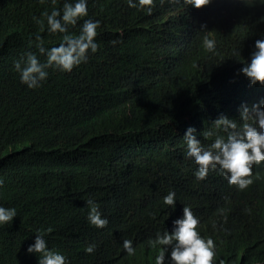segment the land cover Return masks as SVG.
Returning a JSON list of instances; mask_svg holds the SVG:
<instances>
[{
	"label": "trees",
	"instance_id": "1",
	"mask_svg": "<svg viewBox=\"0 0 264 264\" xmlns=\"http://www.w3.org/2000/svg\"><path fill=\"white\" fill-rule=\"evenodd\" d=\"M52 7L50 0H0V204L17 209L0 226V264L37 260L26 251L37 229H51L49 248L71 264L154 260L149 241L169 226L152 221L144 200L169 191L214 236V259L264 264V161L242 190L216 170L197 180L183 141L193 125L209 144L214 136L200 133L212 119L224 113L239 123L241 102L264 96V86L237 71L264 38V0L200 8L156 0L151 14L126 0H88V17L100 21L97 51L71 72L49 68L30 89L13 61L37 51V33L46 47L57 40L32 19ZM82 19L69 33H78ZM205 34L215 39L214 52L204 48ZM88 198L107 217L103 228L88 223ZM124 239L132 241L130 255L107 247L121 250ZM95 242L92 253L84 251Z\"/></svg>",
	"mask_w": 264,
	"mask_h": 264
},
{
	"label": "clouds",
	"instance_id": "2",
	"mask_svg": "<svg viewBox=\"0 0 264 264\" xmlns=\"http://www.w3.org/2000/svg\"><path fill=\"white\" fill-rule=\"evenodd\" d=\"M43 2V0H41ZM130 7L143 10L147 14L153 12L156 0H126ZM177 3L179 0H167ZM185 6L200 8L211 3V0H182ZM245 4L249 0H243ZM51 10L45 9L40 17L33 16V21L50 34H55L57 40L45 46L43 38L37 33L35 37L36 52L26 50L17 60L13 68L19 74V80L28 88H38L47 79L48 69L61 72H71L75 66L88 59V53H95L98 42L95 37L100 25L98 19L88 17V0H63L62 7H55L57 0H50ZM164 4L165 0H159ZM88 17L87 19H82ZM82 19L77 34L69 33V26L77 25ZM61 33V34H60ZM111 43H117L112 40ZM204 48L214 52L216 41L205 34L202 39ZM45 57L43 61L39 56ZM237 55V53H233ZM243 74L250 85L264 86V38L254 41L250 59L241 61L237 70ZM239 120L220 113L212 119V128L203 130L200 135L205 139H214L207 145L196 135L195 126L189 125L183 134L184 155L196 165L194 176L197 180L205 179L209 170H216L226 178L227 182L235 184L238 189L246 188L251 182L252 166L264 161V96L251 103L241 102L238 106ZM223 133V134H220ZM2 183V181H0ZM152 193V192H151ZM147 196H151L147 198ZM145 197L144 206L155 224L169 226L163 232L157 231L149 243L157 248L154 264H224L223 259L215 257V238L204 234L197 226L198 217L191 207L176 203V194L169 191L160 195L155 192ZM86 201L87 221L90 225L103 228L108 219L102 216L99 205L93 199ZM17 216V209L0 204V226L11 223ZM51 229H37L34 242L27 246L28 253H35L37 264H66V256L57 250L49 248L45 235ZM94 244L85 246L84 251L92 253ZM101 244L97 243L96 245ZM105 245V244H102ZM107 246V245H105ZM109 249L132 254V241L124 239L121 250L107 246Z\"/></svg>",
	"mask_w": 264,
	"mask_h": 264
},
{
	"label": "bare ground",
	"instance_id": "3",
	"mask_svg": "<svg viewBox=\"0 0 264 264\" xmlns=\"http://www.w3.org/2000/svg\"><path fill=\"white\" fill-rule=\"evenodd\" d=\"M175 26V25H174ZM196 28V27H195ZM197 42V41H196ZM193 44V42H192ZM203 50V49H202ZM201 51V50H200ZM189 52V51H188ZM202 52V51H201ZM148 261V262H147ZM32 264H37V260H30L28 261ZM101 262V261H100ZM121 262L122 264L125 263V264H154V260H121L119 261ZM70 263L71 264V261L70 260H66V264ZM72 264H81V260L80 261H75L73 262ZM224 264H227L224 262ZM229 264H233V263H229ZM234 264H237L236 263V260L234 261Z\"/></svg>",
	"mask_w": 264,
	"mask_h": 264
}]
</instances>
